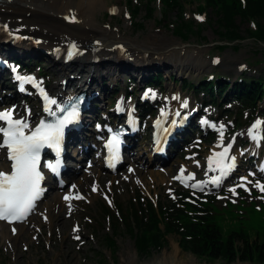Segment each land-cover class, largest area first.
I'll return each instance as SVG.
<instances>
[{
  "label": "rangeland",
  "instance_id": "1",
  "mask_svg": "<svg viewBox=\"0 0 264 264\" xmlns=\"http://www.w3.org/2000/svg\"><path fill=\"white\" fill-rule=\"evenodd\" d=\"M126 2L127 0H106L105 8L96 14L99 24L111 26L114 29L120 27L127 34L132 33L133 37L140 34L139 36L143 38L151 32H163L172 41L179 44L178 49L182 50V57L189 58L192 61L195 58H197V61H206L207 67L183 73L177 72L176 69L174 71L169 66L151 70L148 73V79L157 73L163 74L165 77L162 85L155 89L148 86V79L145 80L144 86L140 87L136 78L122 73L121 80L116 85H112L107 80L108 91L103 98L104 100L100 103V106H103L105 110L104 113L113 109L118 94L126 96L125 104L135 105L139 102L150 104L155 109L153 113L155 117L159 114L160 108L164 109L169 106L166 105V101L169 99L180 103L183 98H188L192 100L193 106L199 107L205 100L204 94H197L192 89L182 88L181 83L198 84L203 79L215 75H221L229 81H235L244 74L264 73V43H259L246 34V30L252 27L250 23L238 21L244 39L228 43L218 36L219 28L216 25L214 13L208 10L204 17L198 11L199 2L191 0L184 3L185 13L190 18L189 22L194 23L197 28L199 25H203V28L200 27L202 33L200 36L192 35L189 40H182L176 37L172 30V25L180 23L177 10L169 12L162 8L161 3H156V11L153 12L152 16H149L143 5L137 17L133 19L131 13L129 14L128 10L130 9L126 6ZM199 16L202 19H197ZM203 18L206 19V22H203ZM41 41L38 42L41 47L37 50H43L45 47ZM220 44L229 46L220 49ZM74 46L76 45L74 44ZM7 59L11 65H23L25 70H28L27 72H36L38 66L42 65L39 72L50 90L54 84H59L62 80V73L59 70L63 67H55V61L41 52L38 53V57L31 60H14L8 57ZM112 88H118L117 92L114 93V90H111ZM153 94L156 97L158 96L154 103L155 106L150 101ZM206 98L209 99L208 96ZM213 99L214 103L216 101L217 103L212 107H201L203 115L199 114L196 119L201 122L202 119L206 118V121L214 130L207 128L202 130L199 127V132L196 134L194 141L189 145H185L180 155L164 166L165 169L172 168L169 179L165 183L154 185L149 182V179L144 178V175L137 173L140 170L144 172L147 168L137 164L134 165L133 161H128L120 172L110 174L98 167L97 161L100 162V160L93 156L90 158V161L94 164L93 168L88 167L86 160L82 163V166L83 170L98 171L97 176L102 177L99 183L93 172L88 174L90 179L87 181H91L89 186H87L86 181L80 187H73L74 182L67 177L69 179L67 187L64 190L51 191L48 198L38 204L30 220L25 222L24 230L19 236L13 234L12 239L8 240L0 236V264H125V261L129 258L133 260L134 264H157L159 260L170 255L173 249L177 247L179 248L178 257L184 261L193 260L196 264H226L223 261L210 262L199 259L190 253L183 252L179 247V237L175 235L167 237V244L164 249L156 251L150 257L142 258L136 251L134 237L123 226L112 229L111 220L108 217L109 213L107 212L110 208L115 210L116 205L119 204L130 207L131 203L139 197L156 203L160 201L162 203L168 202L178 192V184L172 180L176 168L182 163L187 165L200 163L203 166L214 151V147L221 144V131L223 132V145L226 146L228 142L233 145L231 148L232 156L235 157V161L238 159L240 171H245L247 166L254 168L256 167L255 164L259 165L262 162L264 142L258 148V145L256 146L253 139L248 135L250 124L238 127L237 116L227 118L224 114L220 115V108L228 105V103L229 109L234 108V104L229 102L230 99L223 103V97L219 95L218 90L214 91ZM28 102V104L33 105V102ZM174 105L176 104L173 103L172 106ZM219 105L222 107H219ZM0 107H8V105L4 103L0 104ZM260 109L264 110V100L260 104ZM257 121L264 124L262 117H256L252 124ZM260 132L264 133V127L261 128ZM218 148L223 151V147ZM145 159L146 154L143 156V161ZM5 165L6 162L1 152L0 168ZM132 165L136 168L135 172H131ZM246 174L248 175L249 171ZM112 176H116L117 179L111 182ZM81 177H84L83 173H79L74 181H80ZM237 177L241 178L239 175ZM262 177L264 175L260 176L259 180L251 179L246 184L250 193L245 191L243 187L237 189L240 185V179L238 180L235 177L232 178L233 180L227 181L218 190L207 193L209 196L215 197L216 195V198L219 199L217 200V223L225 237L230 232L244 230L252 239L264 238V198H261L264 194L258 188L253 187V183L257 181L264 182ZM235 179L236 181H234ZM95 180H97L98 186L96 191H93L92 185ZM85 186L87 187L85 188ZM232 188H236V195H233L230 191ZM70 189L76 194H71L70 202L60 204L58 211L53 214V223H55L53 225H57L58 228L52 229L46 222V206L52 201L55 194L65 193ZM202 193L206 194L205 191ZM78 194L81 197L73 199V196ZM61 207H63V214L60 211ZM61 227L64 231L60 229ZM76 237H79V239H76ZM108 239H114L117 251L114 252L109 249ZM233 264L260 263L237 261Z\"/></svg>",
  "mask_w": 264,
  "mask_h": 264
},
{
  "label": "bare ground",
  "instance_id": "2",
  "mask_svg": "<svg viewBox=\"0 0 264 264\" xmlns=\"http://www.w3.org/2000/svg\"><path fill=\"white\" fill-rule=\"evenodd\" d=\"M105 5L106 0H0V52L14 60H31L38 57L39 52L51 57L55 61V67H63V69L59 70L62 73L61 82L54 84L50 90V92L55 94L54 97L57 102L60 99H65L63 94L68 93L67 95L69 96L76 91H86L93 98L90 106L91 112L96 110L98 104L104 100L103 98L108 91L107 80L112 85H116L120 82L122 73L136 78L139 86L142 87L148 77V73L157 68L169 66L174 71L176 69L177 72L183 73L207 67L206 61H197V58L192 61L189 58L182 57V50L178 49L179 44L172 41L163 32H151L141 38L140 34L133 37L132 33L127 34L120 27L114 29L111 26L100 25L96 19V14L104 9ZM9 35L11 36L9 37ZM40 40L45 45L43 50H37L41 47L38 43ZM70 44H75L76 48L82 51V54L77 55L71 62L66 63L62 55ZM1 74L7 77L6 83L8 87L13 86L12 76L9 71H2ZM74 85L75 87L72 88ZM8 98L9 90L0 78V104L9 103ZM157 98L158 96L156 98L150 97L153 105ZM184 102L188 104V107L193 108V102L188 98H183L180 103L169 99L166 101V105H169L168 107L174 112L180 110L177 105ZM173 103L176 105L172 106ZM122 104L126 110L131 109V105L123 102ZM89 114V112H86L83 116L84 128L82 131L75 134L68 141V159L79 153L75 160V166L72 164V168L67 174L68 178L74 182L73 187H80L90 179L88 174H92L93 171L83 170L82 163L85 159L88 158L90 160L91 157L95 156L92 145L103 134V131L96 132L92 129L91 116ZM103 117L104 120L108 121L106 115ZM204 128L211 129V126L207 124ZM228 144L229 142L226 145ZM180 145L182 147L183 143L181 142ZM130 150L131 153L135 152L131 158L134 165L137 164L147 168L144 172H141V170L137 172L139 175H144V178L149 179V182L154 185L165 183L169 179L172 168L165 169L162 167L164 165L162 163L143 161V156L147 153V146L139 143L137 147L133 146ZM219 152L221 151L218 147H214V153ZM214 153L210 155L213 156ZM210 158H207L206 162L208 161V163L206 164L205 162L203 166L200 163L184 164L186 166L184 176L197 173L198 177L190 181H193V183L195 180L208 182V177L211 174L218 173L215 170H210ZM81 159L82 161H77ZM97 165L104 170L103 163L97 161ZM214 167L213 165L212 168L214 169ZM257 168L264 171V159ZM3 170L4 167H1L0 171ZM135 171L136 168L132 165L131 172ZM94 172L93 174L99 183L102 177L97 176L98 174L96 173L98 171ZM79 173H83L84 177H81L80 181H74ZM116 179V176H112L110 181L112 182ZM66 182L68 183V181ZM87 183V186H89L91 181H87ZM97 186V180H95L92 188H95L96 191ZM200 186L208 188L209 183L200 184ZM52 190L55 191L56 188ZM71 194L76 193L70 189L65 193L55 194L52 201L46 206L45 217L50 228H58L57 225H53L55 224L53 223V214L58 211L60 204L70 202V199L65 200V197L70 198ZM48 195L47 193L44 200L48 198ZM36 206L37 204L28 220L36 211ZM61 208L60 211L63 214V207ZM24 227L25 222L13 226L0 222V236L5 240L12 239V235L17 234L16 236H19L23 232ZM60 229L64 231L62 227ZM178 250V247L173 249L170 255L163 257L157 264H196L193 260L184 261L179 258ZM125 264L134 263L129 258L125 261Z\"/></svg>",
  "mask_w": 264,
  "mask_h": 264
},
{
  "label": "trees",
  "instance_id": "3",
  "mask_svg": "<svg viewBox=\"0 0 264 264\" xmlns=\"http://www.w3.org/2000/svg\"><path fill=\"white\" fill-rule=\"evenodd\" d=\"M158 1L164 10L178 11L180 23L173 26L175 35L182 40H189V37L195 34L201 35L202 29L189 22L190 19L185 16L184 3L191 0H127V5L135 19L143 5L148 15L152 16ZM197 1L200 13H206L208 10L214 13L221 40L228 43L243 40L238 24L240 21L252 25L246 30L250 38L264 43V0ZM155 79L157 86H161L162 77ZM184 86L198 94L203 91L211 98L217 89L221 96L229 94L233 100L234 112L226 114L244 116L245 112H249L250 120L257 115L259 104L264 100V73L258 76L244 75L234 82H228L215 75L212 79L202 82L199 87L194 83H185ZM261 114L264 116V111ZM239 119L241 120V117ZM189 197L193 198L189 192L179 191L177 199H170L166 204L142 201L139 197L138 202H132L130 207L120 205L117 208L120 214L117 215L113 211H109V214L113 226L116 223L119 226L122 224L134 237L136 251L142 258L150 257L156 251L164 249L167 237L175 235L179 237L180 249L199 259L210 262L223 261L226 264L237 261L264 264V238L262 241L260 238L252 239L244 230L230 232L225 237L217 223L216 207L213 206L212 198H209V202L198 200L192 204L187 200ZM114 235L116 237L115 233ZM107 244L110 250L117 251L114 239H108Z\"/></svg>",
  "mask_w": 264,
  "mask_h": 264
},
{
  "label": "snow or ice",
  "instance_id": "4",
  "mask_svg": "<svg viewBox=\"0 0 264 264\" xmlns=\"http://www.w3.org/2000/svg\"><path fill=\"white\" fill-rule=\"evenodd\" d=\"M197 19H202V17H197ZM19 79L23 81L25 78L19 77ZM76 115L77 113L73 111L55 123L41 121L38 126L28 131L29 124L23 120L14 119L11 111L0 112V122L6 125V127H0V149L7 150V159L11 162L9 172L0 171V220L9 223L22 221L32 212L36 201L42 194L41 181L43 176L39 170L41 150L47 147L59 151L64 128L75 119ZM205 123L207 122L205 121ZM262 127L264 124L257 121L248 133L249 137L256 140L257 143L260 139H264V136L258 138L256 135ZM222 141L223 132L221 131V144L218 147H223V151L214 153L213 157L209 159L210 170L217 171L219 175L214 176L208 182H199L200 184L211 183L219 186L222 179L226 178L233 170L235 157L229 155L232 143L230 142L225 146ZM116 143V138L113 137L109 147L114 150ZM213 165L215 166L214 169L212 168ZM47 166L50 170L55 171L52 164ZM184 171L182 168L181 175L175 179H181ZM194 178V174H189L186 180ZM247 183L248 181L245 180L238 187H243L245 191L250 193L246 187ZM184 186L196 188L198 185H189L185 182ZM253 187L258 188L264 194V182L257 181L253 183ZM230 191L236 195L235 188L230 189ZM261 198H264V195ZM68 199L70 198L65 197V200Z\"/></svg>",
  "mask_w": 264,
  "mask_h": 264
}]
</instances>
